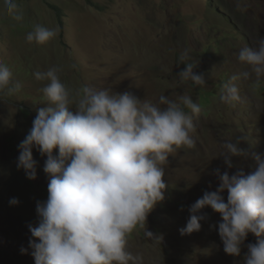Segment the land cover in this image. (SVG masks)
Wrapping results in <instances>:
<instances>
[{"label": "rangeland", "instance_id": "rangeland-1", "mask_svg": "<svg viewBox=\"0 0 264 264\" xmlns=\"http://www.w3.org/2000/svg\"><path fill=\"white\" fill-rule=\"evenodd\" d=\"M92 3H90V2ZM18 0L22 21L13 20L0 0V63L12 72L19 92H0V264H35L28 248L38 217L36 204L47 200L46 157L33 149L36 179L28 180L17 170L19 146L32 127L39 108L47 101L40 91L46 81L34 73L62 68L61 81L70 89L84 85L111 93L128 91L140 99L157 102L161 95L176 99L188 94L201 106L193 117L195 147L172 153L164 165L168 185L165 200L147 218V228L129 240V251L143 264H243L247 245L257 238L249 233L241 255L223 251L218 234L219 214L206 208L201 230L181 235L190 206L205 191L220 184L216 170L234 175L250 174L257 163L253 154H264V82L254 77L234 81L241 102H224L229 78L248 70L238 60L240 49L255 47L264 38V0ZM61 8V20L49 6ZM58 28L59 34L44 45L29 44L26 34L34 25ZM187 51L204 86L178 77L185 65L179 57ZM75 111V109H72ZM239 141L244 156L232 158L228 169L221 154L223 144ZM227 202V192L222 193ZM11 198L19 204L11 206ZM28 249L22 254L21 248Z\"/></svg>", "mask_w": 264, "mask_h": 264}, {"label": "clouds", "instance_id": "clouds-1", "mask_svg": "<svg viewBox=\"0 0 264 264\" xmlns=\"http://www.w3.org/2000/svg\"><path fill=\"white\" fill-rule=\"evenodd\" d=\"M8 16L22 21L18 0H2ZM236 7L243 11L240 0ZM58 28L34 25L26 41L44 45L56 38ZM185 51L179 63L181 81L204 86L206 78L194 71L197 64L187 62ZM248 70L234 74L225 84L223 100L228 105L241 102L239 88L233 83L243 77L259 86L264 82V38L255 47L245 46L238 53ZM62 68L37 71V81H46L40 90L47 101L37 111L32 127L19 146L17 170L35 180L33 149L46 157L43 171L48 175L47 200L36 204L37 223L28 225V248L35 264H143L128 245L138 230L161 241L148 230L147 218L165 200L168 190L164 165L169 156L182 148L195 147L193 117L201 106L188 94L176 99L161 95L157 102L140 99L128 91L111 93L84 85L68 88L60 79ZM12 72L0 63V92L13 95L20 91L12 84ZM75 109V111H72ZM239 141L223 144L221 154L228 169L232 158L244 156ZM255 171L216 170L220 184L215 192L205 191L190 208V217L181 235L201 230L202 214L211 208L221 217L218 234L225 254L241 255L249 233L257 238L247 245L243 264H264V154H253ZM227 192V202L222 193ZM11 206L19 200L11 198ZM22 254L28 249L21 248Z\"/></svg>", "mask_w": 264, "mask_h": 264}, {"label": "trees", "instance_id": "trees-1", "mask_svg": "<svg viewBox=\"0 0 264 264\" xmlns=\"http://www.w3.org/2000/svg\"><path fill=\"white\" fill-rule=\"evenodd\" d=\"M89 1V0H88ZM90 2V1H89ZM91 3V2H90ZM92 4V3H91ZM55 12L56 14L58 15V18L61 20V17L63 15L62 11H61V8H59L58 6H55V5H49Z\"/></svg>", "mask_w": 264, "mask_h": 264}]
</instances>
